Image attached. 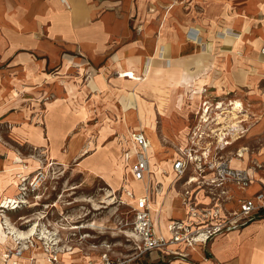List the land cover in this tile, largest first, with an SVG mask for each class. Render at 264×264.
<instances>
[{
	"label": "crops",
	"instance_id": "crops-1",
	"mask_svg": "<svg viewBox=\"0 0 264 264\" xmlns=\"http://www.w3.org/2000/svg\"><path fill=\"white\" fill-rule=\"evenodd\" d=\"M66 1L70 8L69 1ZM70 1L80 2L78 7L75 4V9L80 11L78 21L64 20L68 12L65 3L59 0H0V118L6 115L2 114L3 108L15 100L17 91L30 88L35 94L43 95L41 89L48 88L54 78L64 74L70 63L79 61L81 65L91 66L89 68H98L99 74L107 77L122 73L124 79L135 82L137 80L128 77L127 72L134 76L137 73L143 75L145 65L147 67L153 58L155 68L160 70L155 78L177 66L179 74L190 83L186 84L177 101L172 99L166 104L170 112L175 111L177 122L185 123L178 132L172 129L177 141L167 131L171 136L167 139L175 145L186 143L194 114L205 96L218 100L238 99L243 103L247 109L243 124L249 130L240 145L248 140L251 130L264 121V0ZM168 13L171 14L167 20ZM154 18L160 21L151 23ZM191 30H195L197 36L191 37ZM148 79L145 75L144 80ZM194 82L198 88L202 86L199 91ZM185 106H188V112L185 118L180 119L177 112L184 110ZM133 132H142L150 140L145 129H135L130 135ZM257 135L260 137L255 143L260 147L251 152L248 147H243L246 151H243V162L235 159L231 163L233 167L248 170L257 181L244 191L233 186L230 192L234 197L230 206H236L238 198L253 197L261 189L259 181L264 180V131ZM158 137L162 144L161 137ZM127 145L123 160L131 171L136 157L132 146ZM161 149L155 152L149 148L154 184L161 186L164 192L166 188L163 195H154L153 203L156 199V206L160 205L162 211L159 213L153 208L152 217L157 231L170 237L169 223L173 219L184 218L186 210L179 198V188L173 184L175 174L172 167L177 152L174 150L170 160L166 158L158 165L155 155ZM256 162L262 163L263 167H255ZM8 170L2 172L7 173L5 175L0 172L3 181L0 204L20 193V188L14 186L15 182L6 184L7 179L32 177L35 173L25 169L20 172ZM164 170L167 173L164 174ZM142 193L143 189L137 195ZM168 201L176 204L175 207L169 205L171 212H168ZM21 212L7 210L4 223L10 221L14 225ZM6 245L3 251L11 254L15 248ZM147 255L151 257L149 264H264V217L251 220L241 229L216 236L204 248L189 250L186 258L167 255L164 251H153ZM88 258L81 257L77 250L60 255L63 264H89L91 259ZM0 264L53 263L43 248L36 246L26 248L19 259L11 256Z\"/></svg>",
	"mask_w": 264,
	"mask_h": 264
},
{
	"label": "rangeland",
	"instance_id": "rangeland-1",
	"mask_svg": "<svg viewBox=\"0 0 264 264\" xmlns=\"http://www.w3.org/2000/svg\"><path fill=\"white\" fill-rule=\"evenodd\" d=\"M68 1L70 8L64 4L68 12L64 20H80V11L75 9V4L78 7L80 2ZM157 21L159 18H154L151 23ZM78 62L70 63L64 74L54 78L48 88H42L43 95L24 88L3 108L2 114L6 115L0 118V172L7 174L2 172L8 167V172L22 169L35 172L32 177L6 180V184L13 181L19 188L21 184L26 183L30 188V182H39V190L34 194L28 192L25 196L28 201L13 209L21 210L23 216L14 225L10 221L5 225L11 224L26 232L35 226L38 234L48 230V241L71 247L81 257H89L90 262L108 252L114 258H132V264H149V255L137 257L132 199L126 194V188L132 187L140 193L142 186L134 182L123 153L130 133L135 129L144 130L148 125L162 139L163 148L155 155V163L160 165L164 159L170 160L177 147L167 138L172 136L177 141L172 129L178 132L185 123H178L175 111L170 112L166 104L172 99L177 101L190 83L179 74L177 66L155 78V64L151 75L146 76L147 81L144 80L146 65L143 75L131 70L136 74L133 80L137 81L133 82L124 79L121 72L107 77L99 74L98 68ZM186 108L178 110L179 118H185ZM260 131H264V121L251 130L243 147H248L250 152L260 147L255 143ZM2 184L0 177V188ZM159 189L161 186L157 185L154 195ZM167 205L168 212L171 205L176 206L169 201ZM263 217L261 213L255 215L254 221ZM35 239L39 240L35 235L30 248H43L42 242L36 243ZM0 242V261L6 258L1 254L5 253L4 243H11L12 248L19 245L28 248L21 241L16 245L9 238L2 239L1 232ZM207 257L211 256L207 254Z\"/></svg>",
	"mask_w": 264,
	"mask_h": 264
},
{
	"label": "built area",
	"instance_id": "built-area-1",
	"mask_svg": "<svg viewBox=\"0 0 264 264\" xmlns=\"http://www.w3.org/2000/svg\"><path fill=\"white\" fill-rule=\"evenodd\" d=\"M190 36H197L195 30H191ZM246 111L238 99L218 100L205 96L202 100L194 114L186 143L176 145L177 157L172 167L175 174L173 184L179 188V198L186 215L182 219L171 220L168 225L170 237L157 231L152 217L157 186L150 167V141L142 132L130 135L127 144L132 146L136 157L131 165V172L135 180L143 183L141 195H137L133 188H126L127 196L132 199L130 207L137 257L153 251H164L167 255L186 258L194 246L204 248L216 236L243 228L264 209L263 179L259 181L261 189L253 197H240L236 206L229 205L234 197L230 192L233 186L243 190L257 181L248 170L231 165L233 158L243 161V145L239 143L248 132L243 124L246 121L243 118ZM255 167L261 168L263 164L256 162ZM163 173L167 171L164 170ZM38 183L30 182V188L26 183L21 184L18 197L4 200L0 204V213L4 215L7 205L8 210H13L23 204L22 201H28L26 194L38 191ZM46 232L41 231L36 237L42 242L47 258L53 264H63L60 255L74 250L71 247H60L59 242L48 241L50 238ZM34 241L38 242L36 239ZM32 243L29 240L27 247L30 248ZM171 246L178 248L173 249ZM19 249L17 253L21 255ZM132 260L114 258L104 252L98 261L89 264H132Z\"/></svg>",
	"mask_w": 264,
	"mask_h": 264
},
{
	"label": "bare ground",
	"instance_id": "bare-ground-1",
	"mask_svg": "<svg viewBox=\"0 0 264 264\" xmlns=\"http://www.w3.org/2000/svg\"><path fill=\"white\" fill-rule=\"evenodd\" d=\"M59 1H61V0H59ZM61 2H63V3H65V4H67V1L65 0V1H61ZM147 64V63H146ZM153 66H154V64H153V59L151 58L150 60H149V62H148V64H147V67H146V71H145V75L146 76H148V75H151V73H152V70H153ZM156 74L158 73V72H160V70L159 69H155V71H154ZM153 72V73H154ZM127 75H128V77H130L131 79H133V74H131V73H129V72H127ZM127 81V80H126ZM137 96V95H136ZM141 104V103H140ZM143 108L141 107V110H142ZM144 110V109H143ZM143 110H142V112H143ZM150 110V109H149ZM153 109H151V111H152ZM149 112V111H148ZM155 112V111H154ZM145 115V114H144ZM143 115V116H144ZM151 115H155V113L153 114H151ZM246 115V114H245ZM250 117V116H249ZM144 118V117H143ZM146 118V117H145ZM145 118H144V120H145ZM244 118V117H243ZM147 119V118H146ZM141 120V119H140ZM148 120V119H147ZM151 120V117H150V119H149V121ZM147 122V121H146ZM144 123V122H143ZM153 125V124H152ZM145 126V125H144ZM153 127H148V125L144 128V129H146L147 130V134H149V138H150V140H151V142H152V145H151V147L153 148V150L155 151V152H159L160 151V149H161V146H162V144H161V142H160V140H159V137H158V135H157V133H156V131L154 130V129H152ZM248 130H249V128H248ZM149 140V141H150ZM151 142H150V144H151ZM150 147V148H151ZM244 151V150H243ZM244 153V152H243ZM239 160V161H241L239 158H233L232 159V163H233V160ZM236 162H238V161H236ZM241 162H243V161H241ZM235 163V162H234ZM15 166V165H14ZM17 166H19V165H17ZM21 166V165H20ZM9 168V167H8ZM7 168V169H8ZM12 168V167H11ZM20 168V167H19ZM14 169V168H13ZM14 171H16V170H14ZM18 171V170H17ZM20 172V171H19ZM167 175V174H166ZM9 176V175H8ZM135 181H137V180H135ZM23 182V181H22ZM137 182H140V181H137ZM174 182V181H173ZM141 184H142V187H143V183L142 182H140ZM139 183V184H140ZM255 184V183H254ZM136 191V190H135ZM160 191H161V193H160ZM165 192H166V188H165ZM164 189L162 188V189H159V192L157 193V195H159V193L161 194V195H163L164 193ZM178 194H179V192H178ZM160 199H162V198H160ZM22 202H25V201H22ZM162 202V201H161ZM160 206V205H159ZM159 206H156V199H155V202L152 204V207L154 208V209H157V210H159V213H160V210L162 211V207H159ZM0 207H1V205H0ZM2 207H6L5 205H2ZM7 209H8V205H7V207H6ZM1 216L2 217H0V232H1V234H2V238H3V236H5V237H10L11 238V240L13 241V243H15L16 245L17 244H21L20 243V241L21 242H23V243H25V241L27 240V239H30V240H33V238L35 237V235H36V233H37V227H33V228H31L30 230H28L27 232L26 231H20V230H18V229H16L14 226H12L11 224L10 225H8V227L5 225V223L3 222V220H4V216L5 215H2L1 214ZM8 224H9V222H8ZM167 230H168V227H167ZM133 235L135 236V234L133 233ZM9 242V241H8ZM7 242V243H8ZM1 243L2 242H0V245H1ZM4 243V242H3ZM7 243H4V244H7ZM11 244V243H10ZM26 244V243H25ZM31 245H33V243L31 244ZM20 246V245H19ZM18 246V248H15V249H13V250H11V254H9V253H5V254H3V256L4 257H6L5 258V260H8L9 258H11V256H16V258L17 259H19V257H20V255L17 253L18 252V249L19 250H21V253L23 254V252H24V250L26 249V248H22V246H20L19 247ZM23 246H24V244H23ZM197 248H200L199 246H194L192 249L193 250H196ZM44 250V249H43ZM263 251V250H262ZM42 260V259H41ZM49 260V259H48ZM44 261V260H43ZM43 261H41V262H43ZM50 261V260H49ZM51 262V261H50Z\"/></svg>",
	"mask_w": 264,
	"mask_h": 264
},
{
	"label": "trees",
	"instance_id": "trees-1",
	"mask_svg": "<svg viewBox=\"0 0 264 264\" xmlns=\"http://www.w3.org/2000/svg\"><path fill=\"white\" fill-rule=\"evenodd\" d=\"M260 213H261V214H264V209H262V210L260 211Z\"/></svg>",
	"mask_w": 264,
	"mask_h": 264
}]
</instances>
